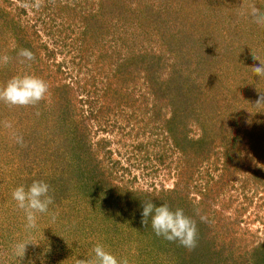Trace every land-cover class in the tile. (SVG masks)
Instances as JSON below:
<instances>
[{"label":"rangeland","instance_id":"1","mask_svg":"<svg viewBox=\"0 0 264 264\" xmlns=\"http://www.w3.org/2000/svg\"><path fill=\"white\" fill-rule=\"evenodd\" d=\"M252 7L264 0H0L11 58L0 85L24 74L50 85L35 107L0 103L13 124L0 123V264H77L96 243L129 264H264V109L253 105L264 78L252 70L264 28ZM21 49L35 60L20 63ZM34 180L58 216L28 231L12 191ZM149 200L192 213L194 250L142 225Z\"/></svg>","mask_w":264,"mask_h":264},{"label":"clouds","instance_id":"2","mask_svg":"<svg viewBox=\"0 0 264 264\" xmlns=\"http://www.w3.org/2000/svg\"><path fill=\"white\" fill-rule=\"evenodd\" d=\"M244 14V13H242ZM253 22L260 28H264V7H252L247 13ZM20 63L35 60L34 53L29 49H21L18 52ZM7 55L0 56V67L10 62ZM253 59L258 60V66H253L252 70L257 77L264 78V61H260L253 52ZM50 91L49 83L35 74L16 75L10 78L6 84L0 85V103L9 108L15 107H35L39 105ZM258 109H264V94L258 96L253 104ZM39 115V113H36ZM3 127L12 129L13 124L3 121ZM14 141L20 146H25L22 136L12 134ZM12 199L16 202V207L26 219L25 229L28 231L38 227V220L41 215L48 214L55 222L58 212L50 213L49 208L54 203L50 185L43 180H34L30 185H20L12 191ZM141 223L146 228L151 220V228L157 237H163L169 242H176L189 251L194 250L198 243V228L194 219L187 216L183 209L173 210L167 203L156 206L152 201H145L142 205ZM201 222H207V217L197 211ZM29 243L25 241L13 244V254L18 258H23ZM77 264H129L126 257L118 258L106 249L101 243H96L90 254L85 259H78Z\"/></svg>","mask_w":264,"mask_h":264},{"label":"trees","instance_id":"3","mask_svg":"<svg viewBox=\"0 0 264 264\" xmlns=\"http://www.w3.org/2000/svg\"><path fill=\"white\" fill-rule=\"evenodd\" d=\"M169 206L171 207V205H170V204H169ZM190 214H192V213H190ZM190 214H189V216H190ZM208 239H209V238L205 236L204 240L208 242ZM212 256H214V257H215V253H213V254H212ZM203 258L205 259V257H204V256H203ZM211 261H212V260H211Z\"/></svg>","mask_w":264,"mask_h":264}]
</instances>
